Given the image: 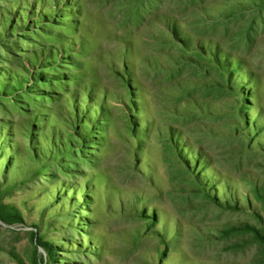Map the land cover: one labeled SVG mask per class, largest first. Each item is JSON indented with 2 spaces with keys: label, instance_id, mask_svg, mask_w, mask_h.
<instances>
[{
  "label": "rangeland",
  "instance_id": "rangeland-1",
  "mask_svg": "<svg viewBox=\"0 0 264 264\" xmlns=\"http://www.w3.org/2000/svg\"><path fill=\"white\" fill-rule=\"evenodd\" d=\"M0 264H264V0H0Z\"/></svg>",
  "mask_w": 264,
  "mask_h": 264
}]
</instances>
